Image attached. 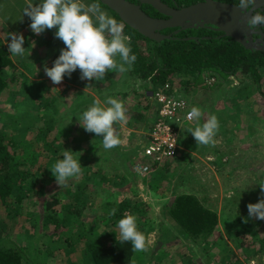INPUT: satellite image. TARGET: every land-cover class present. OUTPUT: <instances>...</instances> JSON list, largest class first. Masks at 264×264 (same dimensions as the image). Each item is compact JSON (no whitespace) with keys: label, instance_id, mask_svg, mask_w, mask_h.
<instances>
[{"label":"trees","instance_id":"trees-1","mask_svg":"<svg viewBox=\"0 0 264 264\" xmlns=\"http://www.w3.org/2000/svg\"><path fill=\"white\" fill-rule=\"evenodd\" d=\"M199 30L190 29L176 38L157 41L143 36L137 30L128 25L124 26L123 34L130 37V40L128 41V46L131 48L130 55L136 56V60L129 71H131L133 80L145 88L143 90V96L145 99L148 101V92H154L162 88L164 84L168 82H170L171 85L181 84V87L187 89L188 87H196L199 85L200 89L203 91L202 94L204 98L202 103L197 102L196 107H206L208 108V110H206L208 113H210V111L213 112L215 106L214 103L217 99H226L233 96L230 94L231 90L234 91L237 87L219 86L220 79L219 81L214 80L212 83H208V80L212 78H208L209 76L207 73L210 72L222 74L227 77L228 81L234 76L240 77L242 75L241 77H244V79L242 80L240 77L241 84L247 81L246 78H251L254 80L255 84L258 85V91L264 98V89L260 84L262 71H264V53L252 52L246 49L243 45L229 38H217L213 35H210V38H206L204 36H207V34L203 31L199 33ZM191 35L196 37L189 38ZM48 55L50 57L51 54L49 53ZM59 55L60 53H55L53 60L50 61L51 64H49V68L53 66L54 61ZM38 56L40 57V53L35 54L27 49L23 56L16 55L12 58L8 52L7 46L0 39V100L5 98L4 93L6 91L7 94L22 95V103L13 104V107L16 109L19 105L25 107V116L31 121L30 128H27L25 133L35 127L33 132L34 135L36 134V139L34 140L43 143L40 154L48 157L49 160L51 155H54L55 152L59 151L60 148L66 144L70 143L73 147L77 148L75 138H79L81 142L82 139L80 136L75 134L77 132L71 130V133L75 134L73 140H67L66 135L60 132L62 130L64 131L61 126V120H65L66 115L69 114L70 116L73 114L78 106L81 105V102H83V98L80 97L75 99L73 105L69 107L70 109H67L66 113L62 114L58 109V102L61 97L59 96L58 98L55 96V89L53 90V87H55L54 85L44 86L41 90L35 88V85L38 82L36 79L43 75L41 64L45 62L48 64V57L40 60L38 59ZM19 66L24 68L25 73L24 71L21 72L19 70ZM80 76L81 72L77 69L72 73L71 78L68 76L64 77L66 81L71 82L66 84L64 93L65 97L66 94L68 95L70 93H85L83 90L79 89L80 84L82 83ZM100 81L98 80V82ZM93 82H95V79H93ZM216 83L218 84L213 87L207 86ZM219 87L222 91L221 96L216 97L215 100L212 101L211 98L215 97V91ZM211 88H213V91L210 90ZM68 90H71V92H67ZM173 90L174 85L173 88L169 90V93L171 92L172 94ZM246 90L247 97L250 99L252 91L247 87ZM129 92L130 91H126L122 96V99H125ZM90 105H92L91 102L87 106H84L81 111L84 112ZM100 106L102 107L101 104ZM147 106L150 107L149 105ZM239 113L240 115H238L241 116V112ZM6 114L10 115L13 119L15 117V114ZM154 118L151 115H148L147 118L138 115L133 121H131V125L136 124V127H140L137 126V124L142 120L147 122H145L146 125H151ZM4 119L12 120L9 116ZM257 120L258 118L254 116V122ZM78 121L77 118V122ZM77 122L76 124L79 125L80 123ZM194 122L195 120L193 123ZM57 123H59L60 126ZM117 125L118 123H114L113 127L117 129ZM52 129L57 130L54 136H51L50 134L53 132ZM232 129L233 128L229 129L228 127H224L223 131L228 133L231 130L232 134ZM254 129L255 130L250 131L251 134L257 133L258 129ZM12 130L13 129L8 130L5 126H0V205H2L3 208L1 215L4 217L3 219L0 218V264H43V262H40L39 255L44 253L45 256L50 257L51 255L46 251L47 248L38 247L35 244H32L30 248H26V246H23L19 240H17V235L14 237L11 236L12 223L9 216L11 218L14 217L16 220L19 215L17 214L19 208L26 199H32L37 203L39 201L34 200L35 198H42L47 195L44 191L45 181L42 182L38 180L39 177H37V172H30L31 170L29 171V169L22 168L25 165L27 166V158L25 154L27 147L31 145L33 146V143L36 142H32L31 140V142L28 143V141H26L28 145L24 148V146H21L19 143L22 139L16 140L14 136H9ZM80 133L81 131L79 130L78 134L80 135ZM19 134H22V132ZM38 134L41 138L38 137ZM234 137L235 136L231 135L230 138H225V141L230 140L232 141L231 144L235 145L234 139L236 137ZM72 141L73 144L71 143ZM256 141L257 140H255L250 146H258V142ZM22 142H24V138ZM179 142L180 149L176 156L167 158L164 162L157 165L156 169L160 166L167 165L170 161L178 160L177 157L180 156L183 147L182 134ZM87 143L90 144V149H92L93 154H90L87 157H84L83 155L79 158V160L83 159V162H80L82 166L80 173L82 179L76 177L72 180L69 179L70 183L74 181V189L72 190L70 188L68 203H62L61 194L59 195V193L54 190L50 192V201L43 199L44 201L40 203L43 205V208H41V210L39 209L40 214H38V220L40 222L39 228L41 227L42 231H48L49 227L54 225L56 230L51 232V235L53 236L57 233V243L59 244L60 242L62 243L66 241L73 251L79 245L84 244L82 249L86 252L87 258L84 260L86 264H135L134 260L137 252L132 251L130 242H121L119 239L120 234H114L113 228L117 227L118 221L124 217L125 213H129L134 217L136 216L137 218L144 220V225L142 227L138 225L137 220L135 221L138 231L142 232L145 230H153V228H155L153 224H148L149 219L144 216L149 212L150 206L143 200V197L140 196L137 187L133 188L130 186L131 184H134V181L137 178H146L147 183L149 184L152 183L153 179H150L148 176H140L134 172L132 165L133 160L130 157L129 152L126 154L123 147L120 145L114 148L119 154L125 156L123 165L111 160V155H106L103 151L104 155H97L94 151L95 145L92 144L91 141H88ZM225 143L226 142H222L219 147L214 146L213 149L216 152V155H219L215 159V162L220 164L222 160L221 157L224 155L222 147ZM143 146L144 145L141 144L137 146V148L142 151ZM114 148L109 149L108 151H114ZM192 148L193 150L195 149L193 146ZM247 149L252 151L254 148L249 147ZM198 152H200V150ZM73 153H75V151ZM41 155L38 158L36 157L34 163L45 169V166L38 162ZM92 156L95 161L103 160L102 164L95 167L94 162L92 163V160L94 161V159H90ZM190 156L184 157V159L187 161ZM106 157L110 162L117 166L116 168L112 167L111 171H114V176L111 178L105 176L103 173L104 168L107 167L104 164L107 159ZM83 163H85V165H83ZM168 166L166 167V170L168 169L167 171L169 172L166 171L165 173L169 176L171 175V170ZM239 166L241 165H238V167ZM93 170L95 173H98V175L95 176L97 179H94L91 175ZM126 170L133 171L135 174L133 175L131 173L130 175ZM260 175L261 176H258L254 188L249 189L247 192L244 190L238 191L233 196V200H230V198L228 199L227 204L224 206L222 217H220L219 213L209 204H205L195 194L190 193L189 191H181L180 193L175 192L174 194L173 191V198L170 196L168 199H171L165 201L164 213L174 221L176 228L173 229V231L175 234L171 231L172 229L170 225L164 227V231H167L165 232L166 236L164 237V241L166 244L168 243V246L177 248L179 244L172 243L170 241L171 238L175 237L176 239L178 236L176 233L180 231L188 235L191 241L187 246L189 252H184L181 256L182 264H211L213 261L209 258V252H207L209 241L212 240V242H210L211 248L220 243L225 246L224 248H228V251H231L228 240H232L234 243L241 242V244H244V241L241 239L246 236L254 237L253 242L249 245L251 247H259L257 251L255 250V255L261 256L260 260H262V257H264V220L249 217L247 209L249 203L255 204L259 201L256 200L257 195L260 196L259 199L264 198L262 197L261 189L259 187L260 182L264 180V172L262 174L260 173ZM65 185L68 184L66 183ZM68 186L70 187L71 185ZM114 190L116 191L114 192ZM124 190H128L131 197H125L123 200H119L118 196L124 192ZM154 195L157 196L156 193H154ZM98 197L103 198L100 203H103L102 206L104 213L101 212V214L96 215L89 233L86 231L84 232L83 230H78L76 232L75 237L79 245L75 247V245L70 242V238L65 234V231L62 230L60 232L58 230L63 227L64 224L62 222H65V218H61L60 213H62L63 216L71 215L74 220L76 218L81 219L85 208L93 207L95 203L94 200ZM225 200L227 201V199ZM233 203L234 205L232 206ZM12 204L15 205L13 208L14 212L11 210ZM58 206H60V208H58ZM112 209H116L114 215L110 214ZM138 215H140V217ZM220 220L224 224L225 229L223 230L219 229ZM85 222L86 220L81 219L76 226L80 227L81 224ZM98 223L105 224L107 229H112L113 231H106L104 234L102 233V235L101 233L95 235L94 227H96ZM76 226H73L72 229H75ZM43 234L44 233L41 235ZM224 235L228 240L223 238ZM93 236H96V238L92 239ZM90 238L92 240H89ZM161 244L164 243L162 242ZM194 244L197 245L196 248L193 247ZM79 248L81 247L79 246ZM157 253L158 252L155 253V251L149 252L148 262L150 264H152ZM204 258L206 259L205 263L203 262ZM170 261L171 259L165 260L163 264H171ZM69 263L74 264L71 261H69ZM261 264H264V262L262 261Z\"/></svg>","mask_w":264,"mask_h":264},{"label":"rangeland","instance_id":"rangeland-1","mask_svg":"<svg viewBox=\"0 0 264 264\" xmlns=\"http://www.w3.org/2000/svg\"><path fill=\"white\" fill-rule=\"evenodd\" d=\"M105 12H108V15L115 18L118 22H121L118 18V16L113 13L112 10L109 9H103ZM55 31L57 29H54ZM51 41H54L56 38L51 37L49 38ZM57 40V39H56ZM29 45V40L28 37H25V44L23 47L25 50H27V46ZM9 52V51H8ZM10 56L14 58L13 55ZM116 62L122 63L120 60L119 54H117L116 57H114ZM133 66V65H132ZM127 67V65H125ZM19 70L21 72L25 70L22 68V66H19ZM114 71V73H118L121 81L114 82V79L112 77H108V84H106L105 78L102 79L99 83L97 84V88H100V91L96 92V96L102 107H108V105L105 103L108 97L112 98H117L118 100L122 101L124 106L126 107V122H118L120 125V128H117L120 131H123L124 135V142L128 144L127 142H139L140 140V132L144 134V132L147 131V127H149L150 124L146 125V121L142 120L137 126H144L143 131L139 132V135L137 133L135 136H132V132L130 134L129 129H132L133 126H127V119L132 118L133 115H136L138 112V107L135 106L137 104H140L144 107H146L147 100L142 96L141 92L143 91L142 86L137 85V82L133 80V77L131 76V71L129 72H124L120 73L116 69H111ZM109 70V71H111ZM43 75L41 77H38L36 80L38 81L35 85V88L38 89H43L44 86H51L48 83H52V81L46 76L44 70H42ZM208 78L212 77L215 78V80L219 81L220 79V84L219 86H228L232 87L235 86L237 87L236 90L232 91L231 90V97L222 99L218 98L217 101L214 103V111L208 113L206 110L208 108H203L202 106H199L198 108L201 109L202 116L198 123L203 124L206 119L209 118L211 115H215L218 120V129L216 130L215 136L219 137L222 142H226L223 145L222 151L224 152V155L220 163H212L215 162L216 155L214 153H211V150L213 149V144L209 145H198L194 149V153L199 154V156H190L188 157V160L186 161L185 159H179V169L176 170V167L171 170V175H167L165 172L166 167L170 164L167 163L165 166H160L157 169L155 168V171L152 172L151 174L148 175L150 179L152 180V183H147V179H141L137 178L134 181V184H131L133 188L137 187L138 192L140 193V196L143 197V200L148 203L150 206L149 212L144 215L146 216L145 218L149 219L148 224H153L155 228L153 230H145L142 231L145 235L146 238V244H145V250L143 251H136L135 255V264H150L148 262V254L149 252H158L153 259L152 264H158V263H164L165 260H170L171 259V264H182L181 261V256L183 255L184 252H189L188 250V245L191 242L188 235L182 231L177 232L176 234L178 235L175 239V237L171 238L172 243H177L179 246L177 248H172L168 246V243L164 241V237L166 236L167 232L166 230L164 231V227H168L169 225L171 226V231L174 233L173 229H175L174 221L170 219L165 213V201L173 198V191L174 194L175 192L180 193L181 191H189L190 193L195 194L197 197H199L205 204H209L214 210H216L220 217H222L223 214V209L224 206L227 204L228 199L230 200L234 199V195L236 192L244 190V191H249V189H252L256 186V182L258 179V176H261L260 173L262 174L264 172V98L262 94L258 91V85L255 84L254 80L251 78H246V82L241 84V79L243 80L244 77H237L234 76L232 79L227 80V77L218 74L216 72H210L207 73ZM121 75H127L128 77L126 79H122ZM212 75V76H211ZM105 76L107 74L105 73ZM35 78V77H33ZM218 78V79H217ZM47 81V82H46ZM130 81V83H129ZM216 84L213 85H207L210 87H213ZM260 84L263 86L264 89V71H262V78L260 81ZM56 87H53V90L55 89V96L59 98L61 97L59 102H58V109L61 111L62 114H65L67 109H70L69 107L73 105V102L75 99L82 97L83 102H81V105L78 106L76 111L69 116L66 115L65 120H61V126L64 129L60 132L64 135H66L67 140H73V136L76 134L77 136H80L82 139L80 142L79 138H75V143L77 145V148L73 147L70 143L65 144L63 147L60 148L59 151L55 152L54 155H51L50 159L48 160V157L43 156L40 154L41 148H42V142H37L34 139H36V134L34 135L33 130L35 127H33L31 130L25 133V130L27 128H30L31 121L26 118L25 116V107L22 105H19V107L16 109L14 108L13 104L17 103H22L23 98L21 97L22 95L18 94H7V91L4 93L5 98L0 100V126H5L8 130L13 129L10 132L11 137L14 136V138L17 139H22L19 143L20 145L27 147L28 143L31 142H36L33 143V146H28L25 154L27 158V166H23L22 168L24 169H29L30 172H37V177L38 180L40 181H45V192H46V197H38L35 198L34 200L39 201V202H34L32 199H26L24 203L20 206L19 211L17 214L18 217L15 220L14 217H10L11 223H12V232L11 236L17 235V240L23 245L26 246V248H30L32 244H35L38 247H45L47 248L46 251L49 252L51 255L50 257H47L44 255V253H41L40 256V262H43V264H70L69 261H71L74 264H86L84 260L87 258L86 252L83 248V245H79L75 234L78 230H83L84 232L86 231L89 233L91 231V225L94 221V218L96 215L101 214V212L104 213L103 209V203H100L102 201V197H98L94 200V206L93 207H88L85 208L83 211V216L81 219L86 220L85 223L81 224V226H76L80 222L79 219H73L71 215H66L63 216L62 213H60L61 218H65V222H62L64 225L61 227V229H58L60 232L63 230L65 231V234H67L70 238V242H72L75 247L79 246L73 251L71 249V246L68 245L66 241L60 242L59 244L57 243V233L54 234L53 236L51 235V232L56 230L55 226L52 225L49 227L48 231H42L41 227L39 228L40 222L38 220V214H40L39 209L43 208L42 203L44 200L50 201V192L55 191L61 194V201L62 203H68V198H69V192L70 188L73 190L74 187V181L70 183L69 179L72 180L73 178H68L66 182L62 185H59L56 182L55 177L52 175L51 171L49 169L52 168V166L56 163L57 160L63 159V151L64 150H73V152H83L84 157H87L90 154H93L92 149L90 144L87 143L88 141H91L92 144L95 145V153L99 156H102L104 154L106 155H111V160L117 162L118 164L120 163L123 165V161H125L123 156H119L117 151H106L102 147V136H96L94 133H89L84 130V128L79 124H76L77 118L82 115V109L84 106H87L90 102L93 104V102L96 100L95 97L88 95V94H66L65 97V89H62V85H55ZM106 88L103 90V88ZM246 87L249 88L252 91L251 98L249 99L247 97V90ZM66 88V86H65ZM129 89V90H128ZM102 90V91H101ZM130 91L128 96L125 99H122L124 95V91ZM133 92V91H137ZM210 90L213 91V88ZM69 91V90H68ZM67 91V92H68ZM71 92V91H70ZM143 93V92H142ZM203 91H201L200 96H196V100L198 103L203 102ZM221 89L220 87L217 88L215 91V97L211 98L212 101L215 100L216 97L221 96ZM235 95V96H234ZM51 96V95H50ZM208 96V95H207ZM52 97V96H51ZM151 102H154V106H158L155 99L153 97L149 98L147 97ZM252 100V102H251ZM87 103V104H85ZM191 107H196L195 104L189 103ZM92 106V105H90ZM89 106V107H90ZM150 106V105H149ZM144 111V116H154L156 114V110L154 112V109L152 106H150L147 110L145 108L143 109ZM241 112V116L239 112ZM6 113L10 114H15L14 119L11 118L10 115H7ZM247 113V114H246ZM239 114V115H238ZM10 117L12 120L4 119L5 117ZM254 116L258 118L256 122H254ZM147 118V117H146ZM146 122V123H145ZM77 123H80L79 121ZM82 123V121H81ZM59 126L60 124L57 123ZM257 128L258 131L257 133L251 134V130H255L254 128ZM122 125V127H121ZM129 125V124H128ZM197 125V121H195L192 125H187L183 128L182 131V139H183V153L184 156H186L191 150H193L191 144L194 142L192 141L193 136L192 134L188 131L189 128H195ZM47 126V125H46ZM140 127H136L137 129ZM224 127L233 128L232 129V134L231 130L226 133L223 131ZM115 128V127H114ZM147 128V129H146ZM19 129L22 134H19ZM116 129V128H115ZM116 129V131H118ZM53 132H51V136H54L57 132V130L52 129ZM71 130L77 133H71ZM79 130L81 131L80 135L78 134ZM126 130L127 132H125ZM146 130V131H145ZM19 132V133H18ZM234 133V134H233ZM21 135V136H20ZM232 136H235L234 138V144H231L232 141H225V138H230ZM38 137L40 135L38 134ZM24 138V142L23 141ZM26 139V140H25ZM65 139V138H64ZM66 140V139H65ZM130 140V141H129ZM258 142V146H250L252 143ZM28 141V143H26ZM251 142V143H250ZM73 144V141L71 142ZM131 143V144H132ZM221 144V141L220 143ZM136 145V143L134 144ZM233 145V146H231ZM100 146V147H99ZM253 147L254 149L252 151L248 150L247 148ZM79 148V149H78ZM130 149V148H129ZM200 150V152H198ZM104 154H103V152ZM129 152V150H127ZM113 152V153H112ZM127 153V152H126ZM202 153V154H200ZM181 154V152H180ZM204 154L210 155V158H206ZM41 155V157L38 159V162L40 164H43L45 166V169L41 168V166L36 165L34 162L36 161V157L38 158ZM82 155V156H83ZM138 155V154H137ZM132 155L130 153L132 160L134 161V158L137 156ZM53 156V157H52ZM30 158V159H29ZM107 158V157H106ZM90 159H94L93 156ZM31 160V161H30ZM120 162H119V161ZM102 161H94L92 160V163L94 162L95 167H98L102 164ZM182 161V162H181ZM83 162V159L79 160V163ZM100 162V163H99ZM181 162V163H180ZM223 162V163H222ZM99 165H98V164ZM133 163V162H132ZM105 166L104 168V175L109 176L111 178L114 176V171H111L112 167L116 168L112 162L107 158L105 161ZM85 165V163H83ZM238 165H241L238 167ZM171 164L168 166L170 168ZM198 166H202V171L197 172ZM173 167V166H172ZM249 167V168H248ZM40 168V169H39ZM132 170V169H131ZM94 171V170H93ZM92 171V177L95 178V176L98 175V173H93ZM128 174L131 175V173L134 175L135 173L129 170H126ZM169 172V171H167ZM84 173V172H83ZM117 173V172H116ZM169 174V173H168ZM254 177V178H253ZM78 179H82V175L79 174ZM149 180V179H148ZM71 185L70 187L68 185ZM185 188V190H184ZM130 189V188H129ZM116 190H114L115 192ZM149 191V193H148ZM252 191V190H251ZM229 192L233 193V195L229 196ZM154 193L157 194L154 195ZM168 199V197H170ZM125 197L129 198L131 197L130 193L128 190H124L119 196V200H123ZM260 198L259 195H257L256 200L258 201ZM44 199V200H43ZM227 199V201L225 200ZM234 203L232 204V206ZM15 205H11V210L14 212ZM60 208V206H58ZM2 205H0V218L3 219L4 217L1 215L2 213ZM5 212V210H4ZM65 215V214H64ZM140 217V215H138ZM136 220L138 221V225L142 227L144 225V220L141 218H137L135 216ZM71 219V220H70ZM67 220V221H66ZM80 225V224H79ZM73 226H76L75 229H72ZM80 228V229H78ZM113 228V227H110ZM219 229L223 230L224 224L220 220L219 224ZM41 230V231H39ZM112 230V229H111ZM110 229H107V226L102 223H98L96 227H94V234L97 235L99 233L104 234L106 231H111ZM114 230V231H113ZM113 233L114 234H120L118 227L113 228ZM111 231V232H112ZM44 233L43 235H41ZM224 233V232H223ZM96 238V236H93L92 239ZM223 238L228 240L226 236L224 235ZM91 238L89 240H92ZM100 240V238L98 237ZM244 241V244H241V242H232V240H228L229 248L231 251H228V248H224V245H221L218 243L217 245H214L211 248V241H209L208 244V250L209 252V258L213 261L211 264H261V262H264V257H262V260H260L261 256L255 255V250L257 251L259 247L253 246L251 247L249 244H251L254 240V237H244L241 239ZM169 241V240H168ZM167 241V242H168ZM164 244H161V243ZM258 245V243L256 242ZM202 246V244H201ZM249 246V247H247ZM259 246V245H258ZM193 247H197L196 244H194ZM178 253V254H177ZM206 259H203V262L205 263ZM208 261V259H207ZM210 263V262H209Z\"/></svg>","mask_w":264,"mask_h":264},{"label":"clouds","instance_id":"clouds-1","mask_svg":"<svg viewBox=\"0 0 264 264\" xmlns=\"http://www.w3.org/2000/svg\"><path fill=\"white\" fill-rule=\"evenodd\" d=\"M255 4L256 0H239L238 8L247 13ZM23 15L31 20L29 27L34 34L40 35L46 30L55 28L57 29L55 38L65 45L53 66L51 68L47 64L44 66L46 76L54 85L61 84L65 76L71 78L72 73L77 69L81 72V80H102L106 71L116 69L124 73L136 60L135 55H130L131 48L126 44L130 37L123 34L126 24L117 14L122 22L102 11L98 3L86 5L81 0H41L38 4L28 3ZM248 25L252 28L264 25V12L256 10L248 20ZM106 32L111 37L110 40L106 39ZM8 37L11 39L8 44L11 55L23 56L26 51L23 47L25 44L23 34L8 33ZM34 46L35 41L32 42V47ZM117 54L122 63L118 64L114 59ZM105 103L108 105L106 108L100 106L99 100H95L92 106L78 117V120L86 132L102 136V146L105 150H109L122 143L113 125L126 122V108L117 98L108 97ZM201 116L200 108H191L186 118L189 121H197V125L195 128H189L188 131L197 145L214 144V136L218 129L217 117L211 115L200 124L198 121ZM62 155L63 159L57 160L49 169L59 185L64 184L68 178L78 177L82 170L79 163V158L83 155L82 151L73 153L71 150H64ZM259 187L264 197V180L260 182ZM231 195L233 193L229 192V196ZM247 209L249 217L264 220V198L259 199L255 204L249 203ZM115 212L116 209H112L110 214L114 215ZM135 221L133 215L125 213L117 224L120 241L130 242L133 252L145 250L146 244L145 235L137 230Z\"/></svg>","mask_w":264,"mask_h":264},{"label":"crops","instance_id":"crops-1","mask_svg":"<svg viewBox=\"0 0 264 264\" xmlns=\"http://www.w3.org/2000/svg\"><path fill=\"white\" fill-rule=\"evenodd\" d=\"M40 2H41V0H0V39L5 43V45L8 48V44L11 42L10 37H8V33L23 34L24 38L28 37L29 45L27 46V49L32 51V52H34L35 54L40 53V57L38 56V59H40V60H43L46 57H48V60H47L48 64L46 62L41 64V69L44 70L45 64H47V66L49 67V64H51L50 61L53 60L55 53H60L61 49H63L65 47V45L59 39H57V40L55 39L54 41H51L49 39L51 37H55L54 36V34H55V30L54 29L55 28L51 29V30H46L44 33H42L40 35H36V34H34L31 31V29L29 27V25L31 24V20L26 15H23V10L28 5V3L38 4ZM81 2L86 4V5L92 4V3H98L100 9L102 11H104V12H105V10H103V9L111 10L110 8H108L106 5L102 4L98 0H81ZM106 13L108 14V12H106ZM94 23H95V20H94ZM105 36H106V39H109V40L111 39V37L109 36V34L107 32L105 33ZM33 41H35V46L34 47H32V42ZM126 44L128 45V41H126ZM49 53L51 54L50 57L48 55ZM129 70L127 72H129ZM106 74H107V76L104 77L105 81H106V84H108V80H107L108 77H112L114 79V82H118L119 83V81H121V78H120L119 74L118 73H114L113 70L106 71ZM121 77H122V79H126L128 76L127 75L126 76L125 75H121ZM81 82L82 83L80 84V88L79 89L83 90L85 92V94H88V95H91V96L97 98L95 91L96 92L100 91V88H97V84L99 85L98 81L95 80V82H93V80L92 81L81 80ZM69 83H71V82H68L65 79H63V81H62V83L60 85L63 86L62 89H65L66 84H69ZM129 83H130V81H129ZM48 84L54 85L53 83H48ZM137 85H138V82H137ZM173 85H174V90L172 91V95H174L176 97L183 98V99L187 100L189 103L195 104V106L197 105V100H196L195 94H196V96H200L201 91H202V89H200L199 85L196 86V87H188V89L184 88V87H181V84H173ZM86 87H88V88L85 90ZM102 88H103V90L106 89L104 87H102ZM142 88H143V90L145 89L144 87H142ZM128 90H126V91H128ZM70 91L71 90H69L68 92H70ZM126 91H124V93ZM133 92H135V93L137 92L138 93V90L137 91H133ZM142 92H141V94L143 96ZM152 93H153V91L148 92V97L149 98L153 97ZM74 95H75V93H74ZM147 105L152 106V108L154 109V112L156 110V114L153 116V118L154 117L155 118L153 119L152 124L149 125V127H147L148 129L146 128L147 131L145 130L146 132H144V134H143L140 131H143L142 129H143V127L145 125L137 129L136 128V124L135 125H131V121H133L135 119V117L138 116V115L139 116L140 115L144 116L143 115L144 114L143 109L145 108V110H147L149 108ZM154 105H155L154 102H151L149 99H148V101L146 103V107H144V106H142L140 104L135 105L139 109L138 112L136 113V115H133L132 118L127 119V126H130V125L133 126V128L130 126L132 128V129H129V132L130 131L132 132V134H131V132H130V134L132 136H135L136 134H134V133H137L138 135H139V132L141 133L140 134L141 138H140L139 142H135L136 145H134L135 144L134 142L133 143L132 142H127L128 144H126L124 142L125 138H124V135H123V131H120V130L117 129L118 130L117 133L119 135V138L122 141L120 146L123 147V150L125 151V153L128 152L127 150H129V154L131 153V156L135 155V154L137 155V154H139V151H140L137 148V146H139L141 144L144 145L145 143H147V134L151 131V129L153 127V124H154V122L156 120V117L158 115L159 106H154ZM127 113H125V115H127ZM144 117H147V116H144ZM121 127H122V125H121ZM117 128L121 129L119 123L117 125ZM124 131L127 132L126 130H124ZM214 140H215V143L213 144V149H214V146L219 147L221 145V144H219L220 141L222 143V140L219 137L214 136ZM192 141H194V142L191 144V146L197 147L198 145L196 144V141L195 140H192ZM201 146H203V145H201ZM213 149L211 150V153H214L216 155V152ZM114 150H115V148H114ZM183 150L184 149L182 147L181 154H180L179 157H177L178 160L179 159H183L184 160V157H187V156H190V155L199 156V154H196V153L193 152L194 150H191L186 156H184L185 153H183L184 152ZM200 154H202V153H200ZM118 155L122 156L121 154H118ZM204 156L206 158H210V155H208V154H204ZM217 156H219V155H216L215 157L217 158ZM123 157L125 159V156H123ZM178 160L168 162V164L170 163L171 166H173V167L170 166V170H172L175 167H176V170L179 169ZM212 163H216V162H212ZM201 167L202 166H198V168L196 169L197 172L202 171ZM172 171H174V170H172Z\"/></svg>","mask_w":264,"mask_h":264},{"label":"water","instance_id":"water-1","mask_svg":"<svg viewBox=\"0 0 264 264\" xmlns=\"http://www.w3.org/2000/svg\"><path fill=\"white\" fill-rule=\"evenodd\" d=\"M99 1L116 12L126 25L149 39L162 41L171 38V36L163 35L157 29L179 27L186 30L194 28L196 23H200L201 26L208 23L214 25L215 29L223 31L225 36L232 37L242 43L238 29L244 24L240 22L242 9H239L238 6L215 0H205L182 10L174 11L161 0H138L140 3L149 4L157 11L171 15L169 20H157L145 14L140 5L127 0ZM254 7L263 8L264 0H256Z\"/></svg>","mask_w":264,"mask_h":264},{"label":"built area","instance_id":"built-area-1","mask_svg":"<svg viewBox=\"0 0 264 264\" xmlns=\"http://www.w3.org/2000/svg\"><path fill=\"white\" fill-rule=\"evenodd\" d=\"M215 78L208 80L212 83ZM173 88L170 82L154 91L153 98L159 109L151 131L147 134V143L142 151L134 158L133 170L140 176H148L167 158L176 156L180 149V137L183 128L193 121H189L187 113L191 106L187 100L169 93Z\"/></svg>","mask_w":264,"mask_h":264},{"label":"flooded vegetation","instance_id":"flooded-vegetation-1","mask_svg":"<svg viewBox=\"0 0 264 264\" xmlns=\"http://www.w3.org/2000/svg\"><path fill=\"white\" fill-rule=\"evenodd\" d=\"M127 1L133 4H136V5L137 4L140 5V8L142 9V11L154 19H157V20L171 19V15H167L165 13L157 11L156 9H154L152 6H150L147 3H140L138 0H127ZM204 1L205 0H161L162 3H164L165 5H167L168 8L174 11H179V10H182L184 8H187L189 6H192L194 4H197L199 2H204ZM215 1H220V2L229 4V5H234V6H238V3H239V0H215ZM256 10H260L261 12H264V7L263 8L253 7L252 9H249L247 13H245L244 10H242L240 22L243 23L244 25L238 29L239 34L241 35L242 43L237 40H234L232 37L225 36L223 31H219L215 29L216 27L212 24L206 23L204 24V26H201L200 23H196L195 27L191 28V30L200 29L198 32L201 33V31H203L204 33H206L207 36H204L206 38H210V35L211 36L213 35L214 37H217V38H229L243 45L246 49L252 52L264 53V25L257 26L256 28H252L248 25V20L251 18V15ZM187 30H190V29L183 30V29H180L179 27H169V28H165L161 30L157 29V31H159L163 35L171 36V38H176L179 35H181L183 32H187ZM194 37L196 36L191 35V37L189 38H194Z\"/></svg>","mask_w":264,"mask_h":264}]
</instances>
